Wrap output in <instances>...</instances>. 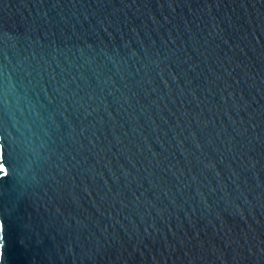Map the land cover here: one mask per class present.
Instances as JSON below:
<instances>
[{"label": "water", "instance_id": "water-1", "mask_svg": "<svg viewBox=\"0 0 264 264\" xmlns=\"http://www.w3.org/2000/svg\"><path fill=\"white\" fill-rule=\"evenodd\" d=\"M0 264H264V0H0Z\"/></svg>", "mask_w": 264, "mask_h": 264}]
</instances>
